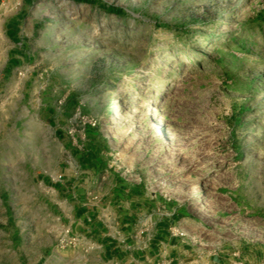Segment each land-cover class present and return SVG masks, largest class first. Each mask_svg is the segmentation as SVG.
<instances>
[{"label":"rangeland","instance_id":"rangeland-1","mask_svg":"<svg viewBox=\"0 0 264 264\" xmlns=\"http://www.w3.org/2000/svg\"><path fill=\"white\" fill-rule=\"evenodd\" d=\"M130 193L195 246H264V0H0V264H106L73 201L116 228Z\"/></svg>","mask_w":264,"mask_h":264},{"label":"crops","instance_id":"crops-1","mask_svg":"<svg viewBox=\"0 0 264 264\" xmlns=\"http://www.w3.org/2000/svg\"><path fill=\"white\" fill-rule=\"evenodd\" d=\"M22 11L17 12L5 25V36L11 44L8 60L16 67L25 60L21 24ZM54 122L49 115L48 123ZM56 125V124H55ZM67 182L59 187L63 193L74 194V186ZM123 189L119 187V193ZM116 194V195H117ZM115 195V196H116ZM127 212L121 214L117 227L97 220L93 211L84 209L78 199L73 201L75 217H79V231L95 237L99 259L106 264H264V246H239L235 249L198 248L183 232L173 231L181 221L176 215L156 217L149 205L138 206L135 193H130ZM117 198V197H116ZM116 203L115 199L112 201ZM174 227V228H173ZM173 231V232H172Z\"/></svg>","mask_w":264,"mask_h":264},{"label":"trees","instance_id":"trees-1","mask_svg":"<svg viewBox=\"0 0 264 264\" xmlns=\"http://www.w3.org/2000/svg\"><path fill=\"white\" fill-rule=\"evenodd\" d=\"M109 10L113 12L116 9L111 7ZM81 161H82V163H84V165L90 166L91 168L94 167L95 165H97V157H96L93 149L88 148L85 151V153L82 155Z\"/></svg>","mask_w":264,"mask_h":264},{"label":"bare ground","instance_id":"bare-ground-1","mask_svg":"<svg viewBox=\"0 0 264 264\" xmlns=\"http://www.w3.org/2000/svg\"><path fill=\"white\" fill-rule=\"evenodd\" d=\"M151 109H152L151 111H153L154 113H156V109H154L153 107ZM112 111H113L114 114L116 112H117V114H119V111H120L119 110V102H118L117 99H115L114 102H113V104H112ZM152 119H153V117H152ZM152 125H153V120H152Z\"/></svg>","mask_w":264,"mask_h":264},{"label":"built area","instance_id":"built-area-1","mask_svg":"<svg viewBox=\"0 0 264 264\" xmlns=\"http://www.w3.org/2000/svg\"><path fill=\"white\" fill-rule=\"evenodd\" d=\"M92 125L95 126L96 123H93ZM172 232H173V231H172ZM193 245H194V244H193ZM197 247H198V248H209L208 245H207V243H205V242H203V241H200V242L197 244Z\"/></svg>","mask_w":264,"mask_h":264}]
</instances>
